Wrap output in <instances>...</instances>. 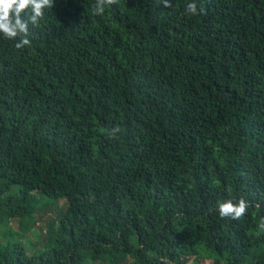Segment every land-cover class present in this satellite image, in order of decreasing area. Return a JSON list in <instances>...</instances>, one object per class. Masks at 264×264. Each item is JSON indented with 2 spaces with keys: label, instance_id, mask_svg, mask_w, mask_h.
I'll return each instance as SVG.
<instances>
[{
  "label": "trees",
  "instance_id": "obj_1",
  "mask_svg": "<svg viewBox=\"0 0 264 264\" xmlns=\"http://www.w3.org/2000/svg\"><path fill=\"white\" fill-rule=\"evenodd\" d=\"M94 5L0 36V264H264V0Z\"/></svg>",
  "mask_w": 264,
  "mask_h": 264
},
{
  "label": "clouds",
  "instance_id": "obj_2",
  "mask_svg": "<svg viewBox=\"0 0 264 264\" xmlns=\"http://www.w3.org/2000/svg\"><path fill=\"white\" fill-rule=\"evenodd\" d=\"M165 8L172 6V0H161ZM119 0H95L93 12L103 15L106 6L118 5ZM54 0H0V36L16 41L15 47L23 49L31 45V28L39 27L45 17V9L53 8ZM204 12L203 5L190 2L185 6V15L195 16ZM206 14V13H205ZM120 132L117 126L110 129L109 136L114 137ZM249 203L240 198L238 202L227 200L218 203V213L221 218L240 220L247 214ZM259 227L264 229V219Z\"/></svg>",
  "mask_w": 264,
  "mask_h": 264
},
{
  "label": "rangeland",
  "instance_id": "obj_3",
  "mask_svg": "<svg viewBox=\"0 0 264 264\" xmlns=\"http://www.w3.org/2000/svg\"><path fill=\"white\" fill-rule=\"evenodd\" d=\"M39 217V216H38ZM49 218V221L50 219L56 221L55 219V215L53 213H50L49 214H46L44 215L43 219H40L38 218L37 222H36V226L32 229V231L28 232L26 235L28 238L34 240V241H37V237L33 234V231H40L42 232L43 234L45 233L46 231V219ZM11 227L13 230H18L19 227V222L17 219H14L12 220L11 222ZM193 262V259L190 258L188 261H187V264H191ZM209 262L205 263V264H208Z\"/></svg>",
  "mask_w": 264,
  "mask_h": 264
}]
</instances>
